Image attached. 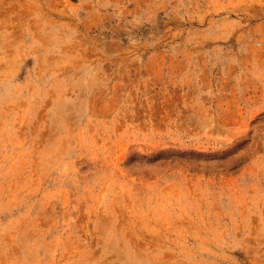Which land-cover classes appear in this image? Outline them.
I'll list each match as a JSON object with an SVG mask.
<instances>
[{
  "label": "rangeland",
  "instance_id": "374dc122",
  "mask_svg": "<svg viewBox=\"0 0 264 264\" xmlns=\"http://www.w3.org/2000/svg\"><path fill=\"white\" fill-rule=\"evenodd\" d=\"M0 264H264V0H0Z\"/></svg>",
  "mask_w": 264,
  "mask_h": 264
}]
</instances>
